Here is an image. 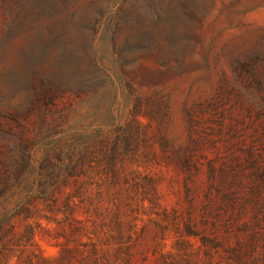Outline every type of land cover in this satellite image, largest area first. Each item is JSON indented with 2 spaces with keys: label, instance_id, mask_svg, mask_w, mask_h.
<instances>
[{
  "label": "rangeland",
  "instance_id": "374dc122",
  "mask_svg": "<svg viewBox=\"0 0 264 264\" xmlns=\"http://www.w3.org/2000/svg\"><path fill=\"white\" fill-rule=\"evenodd\" d=\"M68 7L74 92L0 56V264H264V0Z\"/></svg>",
  "mask_w": 264,
  "mask_h": 264
},
{
  "label": "trees",
  "instance_id": "16d2710c",
  "mask_svg": "<svg viewBox=\"0 0 264 264\" xmlns=\"http://www.w3.org/2000/svg\"><path fill=\"white\" fill-rule=\"evenodd\" d=\"M68 1L0 0V56L17 48L31 58L34 55L27 68L30 90L33 98L44 105H52L53 100L62 93L74 92L68 82L72 76L78 47L85 49L84 55L88 58L86 39L76 35L74 29L67 25L73 14L68 7ZM31 21L35 25L31 26ZM33 38L34 42L31 41ZM93 58L91 62L96 68ZM259 85L261 97L251 105L262 116L259 128L264 140V73ZM61 142L58 141V145L56 143L54 151L48 149L44 152L47 162L52 151L55 156H61V165L71 164L74 157L82 154L74 145L64 146L63 141Z\"/></svg>",
  "mask_w": 264,
  "mask_h": 264
}]
</instances>
